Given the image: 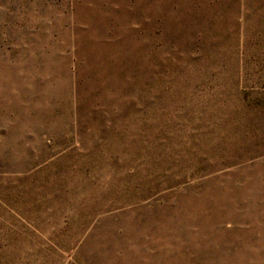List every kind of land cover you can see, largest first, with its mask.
<instances>
[{
    "label": "rangeland",
    "instance_id": "1",
    "mask_svg": "<svg viewBox=\"0 0 264 264\" xmlns=\"http://www.w3.org/2000/svg\"><path fill=\"white\" fill-rule=\"evenodd\" d=\"M0 264H264V0H0Z\"/></svg>",
    "mask_w": 264,
    "mask_h": 264
}]
</instances>
